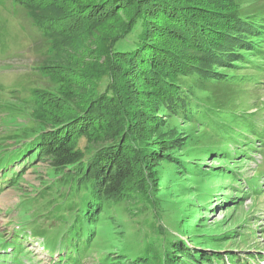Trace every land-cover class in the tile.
<instances>
[{
  "label": "rangeland",
  "instance_id": "rangeland-1",
  "mask_svg": "<svg viewBox=\"0 0 264 264\" xmlns=\"http://www.w3.org/2000/svg\"><path fill=\"white\" fill-rule=\"evenodd\" d=\"M76 1L79 9L67 12L62 9L54 16L51 14L57 9L56 0L47 1L52 5L55 3L50 8L52 12H48L45 3L35 0L34 5L43 9L38 19L42 30L45 28L51 36H46L47 40L36 36L37 32L29 30L28 25L23 27L13 19L6 23L7 35L11 38L0 46V155L13 156L44 134L39 125L43 122L42 110L31 109L26 104L31 93H36L39 107L43 103H66L59 93L71 96L78 103L82 99L83 104L100 90L104 95L110 90L119 96L127 112L123 118L127 137L133 140L134 150L143 164L135 166L132 185L125 192L114 199L99 198L101 202L94 212L91 232L88 229L82 232L85 253L77 255L74 252L72 255L75 259L79 256L77 264H130L133 262L130 256L138 248L157 245L153 240L144 242L152 235L151 229L158 230L161 239L164 238L161 247L158 244L161 264L166 258L167 243L185 241V236L180 239L184 233L194 243L197 239L208 249V254H236L243 259L246 255L264 256V145H257L254 137L248 138L247 143L256 145L251 157L254 160L240 156L236 160L238 164H234L235 160L228 157L235 148H242V133L233 138L217 135L219 130H212V126L199 119L194 120L191 113L177 107L175 100L170 99L179 87L189 89L193 83L199 89H193L192 97L186 100L191 109H196L194 104L205 99H216L238 117L237 125L242 124L240 117L244 115L252 116L255 125L262 127L264 66L260 65L264 55L262 57L261 52H252L249 50L252 48L245 47L248 53L244 54L254 65L239 62L232 50L210 60L209 51L203 48L218 47L214 42L216 37L213 32H207L206 27L194 25L182 29L176 37L167 39L165 35L166 42L160 37L154 41L153 35L149 41L157 42L156 46L164 52L168 62H164L161 56L160 60L157 58L160 62L158 69L148 71L144 65L145 69L139 66L142 62L139 55L132 56L133 62L132 59L126 62L108 57L111 47L108 40L126 35L125 29L127 32L131 29L134 12L116 14L113 10L109 13L111 19H105L103 26L105 38L99 43L91 41L85 33L90 17H97L90 13V0ZM169 1L176 3L182 13L192 7H203V1L213 3L214 11L224 17L213 23L215 32L224 26L232 27L230 32L235 40L237 26H240L236 21L238 16L260 13L264 17V0ZM1 10L3 8L0 13ZM146 16L150 20L155 17ZM102 20L97 21L101 23ZM224 38L231 40L228 32ZM253 40L259 42L258 38ZM257 42L256 46L263 51L264 39L261 38L259 44ZM154 54L146 51L149 63L155 61ZM177 57L186 68L171 65ZM230 60L234 66L226 64ZM107 62L112 66L110 72L104 70L103 64ZM210 68H213L212 75L206 73ZM179 71L183 72L177 79L175 73ZM226 73L242 78L236 82L235 78H225ZM218 77L229 81L225 85L219 83L218 87L214 85L210 90L212 93H208V83L219 81ZM106 84L109 86L104 90ZM88 93L87 100H84ZM238 128L235 126L234 131L237 132ZM119 137L117 140L123 143L124 135ZM258 149H262L260 154ZM25 157L12 163L5 161L7 167L0 169V245L4 240L9 241L10 246L15 245L13 261L57 264L59 257L67 254V249L58 240L64 230V224L60 222H65L67 217L60 218L50 204L62 203L60 199L67 190L70 192L64 198V201L68 198L65 205L79 204L83 198L79 199L78 188L83 183L78 186L76 178L71 182L67 179L81 173L74 170L78 166L55 170L47 161H38L34 155ZM242 180L246 186L241 185ZM80 181L86 182V178L77 180ZM138 240L144 242V246L137 245ZM8 258L6 255V262ZM62 261L66 262L65 259Z\"/></svg>",
  "mask_w": 264,
  "mask_h": 264
},
{
  "label": "trees",
  "instance_id": "trees-1",
  "mask_svg": "<svg viewBox=\"0 0 264 264\" xmlns=\"http://www.w3.org/2000/svg\"><path fill=\"white\" fill-rule=\"evenodd\" d=\"M40 1L45 3L48 12H52L50 8H53L55 3L52 5L51 3H47V1L54 2V0ZM56 1L58 2L57 9H55L53 11L54 13L51 15L56 16V14L60 12L59 10L62 9L65 10L64 12L73 8L79 9V3L76 0ZM89 2L91 3L90 9H92L90 13L97 17L94 19L90 17L88 25L85 26V33L88 38L90 36L91 41L95 40L94 42L100 43L104 40L106 33L103 27L105 19H111L109 13L113 10L116 14L124 11L135 13L134 19L130 22V26L132 25L131 29L128 32L127 28L125 29L126 35L121 39L115 40V36L108 40L109 46L111 45L108 51V57L114 56L115 58H120L119 60H124L126 62L129 60L131 62L133 55H139L142 60L139 66L143 67L144 65L146 69L148 68V71L150 69H158L160 62L157 58L160 60L161 56L164 62H168L167 58L164 56V52L159 50V47L156 46L157 42L155 44L151 43V41H149L150 38H153V35H157L156 37L154 36L153 40L160 37L162 38L160 39L162 42H166L165 39L167 37H176L178 32L180 33L182 29H187L194 25L201 28L206 27V30H208L207 32H213V36L216 37L214 42L218 43V47L215 46L211 49L206 47L203 48L209 51L210 60L217 54L225 56L226 53L232 50L233 55H235L234 58L238 59L239 62L246 65H254L248 56L244 54L248 53L245 52V47L252 48L249 49L252 52H261L262 57L264 55V50L262 51L259 49L260 47L256 46L257 41L253 40L254 38H258L259 42H257V44H259L261 38L264 39V17L261 16L260 13H256L253 16L242 14V16L236 18L240 26H237L238 32L235 35L237 38L235 40L232 37L233 34L230 32L232 27L224 26L219 32H215L216 26L214 24L220 19V21H222L224 17L214 11L212 6L213 3L208 4L207 1L201 2V4H205L203 7H192L187 13L180 12L181 9L177 4L169 0H90ZM34 3L35 0H0V8H3L0 13V46L10 41L9 39L11 37L7 35L9 33L5 28L9 19H13L22 24L23 27L28 25L29 30L32 29L37 32L35 33L36 36L44 37L46 40L47 37L51 38V36H48L45 28L42 30L43 26L38 19L43 9L38 5H34ZM146 15H155V17L150 20ZM213 17L214 20H212ZM99 19H103L101 23H98L97 20ZM225 30L229 33V38H231V40L224 38V35L227 34ZM142 41L144 42L141 44L140 42ZM246 42H254L255 44L250 45ZM147 46L151 47L147 48ZM146 51L156 53L154 54L155 61L153 59L151 63H149L150 58L146 57ZM109 64V62L103 64L106 72L112 70V66ZM136 64L138 63L136 62ZM175 64L181 67L185 66L181 65L182 63L178 60V57L173 60V64L171 65ZM226 64L234 66L231 60L227 61ZM237 66L245 68L243 65ZM260 66H264V59ZM260 66L256 65V68L260 69ZM129 67L128 65L127 70ZM179 70H181V68H179ZM212 70L213 68H210L206 73L212 75L210 72ZM182 72L183 71H179L175 73L177 79H180L179 76ZM179 73L180 75H178ZM188 76L190 77V75ZM230 76L232 75H228L227 73L224 75L225 78L228 77L227 79L235 78L236 82L242 78H240L239 75ZM227 79L219 78V81L212 80L208 83L206 91L212 93L210 90L214 85L218 87V84L221 82L225 85V83L227 84V81H229ZM193 80L198 82L196 79ZM230 83L231 82H229V84ZM108 86L109 85L106 84L104 90L108 88ZM232 87H234V85ZM193 89H199V87L193 83H190L189 89L179 87L177 92L170 95V99L175 100L177 107H182V109L191 113L194 120L199 119V121H203L207 126H212V130H219V132L216 133L217 135H227V137L233 138L235 134L237 135L241 132L242 135H239L243 137V146L241 149L239 147L235 148L234 153H230L233 158L230 157V155L228 158L233 161L235 160L234 164H238L236 160L240 156L244 159L246 157L249 160H254L251 157L254 156L253 150H256V145L252 142L247 143V140L248 138L254 137L257 145H264V126H256L252 116L247 117L244 115L240 117L242 124L237 125L235 122L238 117L233 114L232 111L229 112V110L216 99H205L203 102H199V104H194L196 109H191L186 100L188 101V97H192ZM61 95L67 100L66 103L51 102L46 105L43 103L39 107L40 100L37 99L36 93H31L26 104L31 109L35 108L34 110H42L41 118L43 122H39V125H41L45 132L38 137V141L30 145H25L22 147L23 150H18L13 156L0 155V159L2 160L0 161V169L6 168L8 163L19 160L25 155L27 158H31L34 155L38 161L45 160L49 163L50 168L55 170H67L68 168L78 166L74 170H77V172L81 174L76 176L70 175L67 181L71 182L76 178L78 186L83 183V185H80L78 188V197L79 199H83H80L81 201H79V204H73L72 206L65 205L68 198L65 201L64 198L68 196L70 192L67 190L65 196L60 199L62 203H57L55 206L54 204H50L54 213L60 218L64 219L67 217L65 222H60L64 224V230L60 238H58V240L62 242L61 244L65 246L64 248L67 249V254L65 257L60 256L56 263L77 264L79 263V256L75 259L72 255L75 254L74 252H76L77 255H83L85 253V240L82 236V232L87 229L91 232V221L95 218L94 212L99 208V203L101 202L99 198L106 200L114 199L125 192L132 185L133 180L131 178L136 172L135 166L142 165L143 161L137 156L136 150H134L133 140L131 137H127V128L123 120L127 112L120 103L119 96L111 93L110 90L104 95L103 90H100L99 94L96 96L93 95V98L89 102L83 104L81 102L82 99H80L78 103L70 98L71 96L69 95L59 93V96ZM88 95L89 93L83 99L87 100ZM71 106H73V108H71ZM235 126L239 127L237 132L234 131ZM121 134L122 136L124 135L123 143L121 140H117V138H120L119 136ZM225 140H229V138ZM234 143L235 142H233L232 145ZM261 150L262 149L257 150L259 154L262 152ZM85 160L86 162H84ZM5 161H8V163ZM183 162L184 164H188L186 161ZM141 175H144L143 172ZM81 178H86V182H77V180ZM241 182V185L246 186L243 180ZM151 231L152 235L146 237L144 242H152L153 240L157 245L153 246L148 244L145 246L146 249L138 248L137 251L134 252V255L130 256L131 260H133L130 264H161L158 244H160L161 247L162 239L164 238L161 239L158 230L151 229ZM181 236L180 239L185 236V241L182 240V242L178 240L172 244L168 242L165 246L166 258H163V264H260V261H264V256L261 255H246L243 259L236 254H208L206 252L208 249L202 247L197 239L194 243L192 238H188L186 233L181 234ZM144 242L138 240L137 245L139 244L140 247L144 246ZM196 243L200 246H197ZM52 245H54V243H52ZM62 259H65L66 262L63 263Z\"/></svg>",
  "mask_w": 264,
  "mask_h": 264
}]
</instances>
